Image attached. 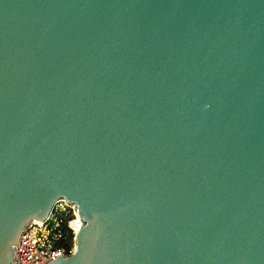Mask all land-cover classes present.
Returning <instances> with one entry per match:
<instances>
[{"label": "water", "instance_id": "95a60500", "mask_svg": "<svg viewBox=\"0 0 264 264\" xmlns=\"http://www.w3.org/2000/svg\"><path fill=\"white\" fill-rule=\"evenodd\" d=\"M59 200L45 264H264V0H0V264Z\"/></svg>", "mask_w": 264, "mask_h": 264}, {"label": "built area", "instance_id": "2783aa9c", "mask_svg": "<svg viewBox=\"0 0 264 264\" xmlns=\"http://www.w3.org/2000/svg\"><path fill=\"white\" fill-rule=\"evenodd\" d=\"M81 225L76 206L59 200L46 223L35 220L22 233L21 244L16 248L17 264H45L50 259L74 253Z\"/></svg>", "mask_w": 264, "mask_h": 264}]
</instances>
